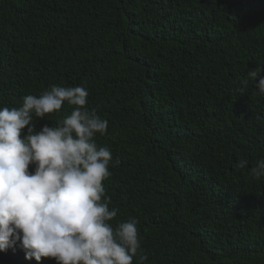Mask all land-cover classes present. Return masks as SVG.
Wrapping results in <instances>:
<instances>
[{"label": "trees", "instance_id": "obj_1", "mask_svg": "<svg viewBox=\"0 0 264 264\" xmlns=\"http://www.w3.org/2000/svg\"><path fill=\"white\" fill-rule=\"evenodd\" d=\"M258 66L264 0H0V109L52 86L88 91L108 121L96 142L112 152L110 223L139 222L133 264H264V177L250 174L264 158ZM0 264L56 261L16 246Z\"/></svg>", "mask_w": 264, "mask_h": 264}, {"label": "clouds", "instance_id": "obj_2", "mask_svg": "<svg viewBox=\"0 0 264 264\" xmlns=\"http://www.w3.org/2000/svg\"><path fill=\"white\" fill-rule=\"evenodd\" d=\"M262 73L258 66L248 76L264 93ZM88 96L82 86H52L24 96L18 109H0V252L19 246L27 260L56 264H133L143 252L136 218L110 223L119 211L110 209L104 187L112 152L96 142L108 121L88 109ZM65 103L73 106L70 115L37 130L34 117L44 120ZM250 174L264 177V158Z\"/></svg>", "mask_w": 264, "mask_h": 264}]
</instances>
